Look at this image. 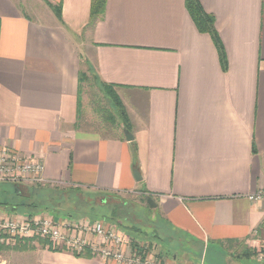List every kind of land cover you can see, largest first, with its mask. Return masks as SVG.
<instances>
[{"label": "crops", "instance_id": "1", "mask_svg": "<svg viewBox=\"0 0 264 264\" xmlns=\"http://www.w3.org/2000/svg\"><path fill=\"white\" fill-rule=\"evenodd\" d=\"M199 2L227 69L186 0H107L95 20L92 0H0V149L40 163L44 185L151 197L173 238L171 249L153 244L151 260L178 264L197 244L205 261L184 264H249L235 252L264 249V200L249 199L264 190V0ZM90 71L114 87L129 132L82 123ZM125 237L121 250L140 252ZM18 242L0 264H118Z\"/></svg>", "mask_w": 264, "mask_h": 264}, {"label": "trees", "instance_id": "2", "mask_svg": "<svg viewBox=\"0 0 264 264\" xmlns=\"http://www.w3.org/2000/svg\"><path fill=\"white\" fill-rule=\"evenodd\" d=\"M107 5V0H92L91 8V18L95 20L101 16ZM186 8L192 17L196 27L201 33L209 34L220 54V59L224 69H227V58L224 51V47L219 38V35L215 29V19L208 15L202 8L199 0H186ZM61 6L55 8V12L58 17H61ZM83 83V80L81 81ZM107 95L113 100L115 107L119 112V116L122 119L124 126L129 132V123L127 120V113L123 107L119 97L114 91V87L105 86ZM84 191L80 188L68 187L60 188L56 186H49L44 184H36L32 186H15L11 184H0V212L6 213L8 215H20L32 219L38 215H49L55 220L73 218L78 219L80 217H74L73 214L64 210L65 199L69 197L71 202L81 208L89 209L93 217H88L86 219L91 221H97L94 218L104 220L108 223H113L116 225L118 230L122 232L125 236L129 237L133 243L134 248H139L142 255H147L151 249H153V244H158L159 242H164V237L161 227L154 226L153 229L145 227L143 225L136 224L133 219H130L126 213L127 202H121L118 195L107 194L106 200H102V203L91 204L88 202H83L79 196L83 195ZM97 195L103 193H96ZM66 196V197H65ZM149 196L144 195V200L147 204V210L151 211L150 205L148 203ZM83 204V205H82ZM80 208V207H79ZM85 213H83V216ZM161 217L158 216V220ZM100 221V220H99ZM19 244L26 242L25 245L18 247V250L29 249L27 245L34 240H18ZM38 241L43 242L47 245L48 240L39 239ZM145 244L140 246V244ZM148 244V245H147ZM7 247L0 245V253L3 252ZM56 250V249H55ZM61 251V250H56ZM261 244L257 247H244V249L236 250L235 258L238 260H252L263 252ZM85 253V252H84ZM84 253L78 254L76 256H83ZM87 253V251H86Z\"/></svg>", "mask_w": 264, "mask_h": 264}, {"label": "built area", "instance_id": "3", "mask_svg": "<svg viewBox=\"0 0 264 264\" xmlns=\"http://www.w3.org/2000/svg\"><path fill=\"white\" fill-rule=\"evenodd\" d=\"M43 166L40 163L22 162L9 150L0 149V184H43ZM249 199L259 203L264 200V190ZM48 240L56 249L73 254L92 251L105 260L118 264H162L157 260L132 250L126 255L121 249L130 248V241L116 227L103 221H65L56 223L46 216L7 217L0 215V245L12 246L18 240ZM129 246V247H128ZM264 250V249H263ZM264 263V251L258 256Z\"/></svg>", "mask_w": 264, "mask_h": 264}, {"label": "rangeland", "instance_id": "4", "mask_svg": "<svg viewBox=\"0 0 264 264\" xmlns=\"http://www.w3.org/2000/svg\"><path fill=\"white\" fill-rule=\"evenodd\" d=\"M116 95L118 96L117 93ZM82 103H83V108H82L81 121L82 123L86 124V127L98 129L100 131H105V132H113L117 129H120L122 125H124L122 119L119 116V112L114 105L113 100L107 95L106 89L102 84H100V82H98L92 71L87 72L84 75V80L82 83ZM107 196H108L107 194L97 195L96 193H92V192L88 193L84 191L83 195L79 197L81 198V200H83V202L84 201L88 203L91 202V204L94 203L99 205L102 203L103 199L106 200L105 198H107ZM118 197L120 198L121 202L122 201L127 202L126 213L128 218L130 219V222L133 219V221L136 224L149 227L150 229H153L154 226H157V227H161L162 230L163 229L168 230L166 223L162 219L158 220L156 209L151 208V211L147 210V204L143 199L144 195L129 193V194L118 195ZM64 202H65L64 210L73 214L74 217H80L74 220H84V219L87 220L86 218L94 216V214H91L88 208L84 210L83 208H81L80 205L77 206L73 204V202H71V199L69 197H66ZM83 213H85L84 214L85 216H83ZM94 219L106 222L98 218H94ZM108 224L112 225L113 227H116V225L113 223H108ZM173 237L175 238L174 235ZM164 239L166 240L165 248L171 249L168 247V245L169 242L173 240V238L168 235L165 236ZM262 245L263 243H261V246ZM211 253L212 251L209 252V255ZM203 254H204V247L196 244L193 246L192 249H190L189 252H183V251L179 252L180 257L178 260V264H184V262L186 261V257L187 259H190L193 262L201 263L202 260L205 261ZM247 263L259 264L258 256L256 257V259L254 258L252 260H248ZM207 264H209V260Z\"/></svg>", "mask_w": 264, "mask_h": 264}, {"label": "water", "instance_id": "5", "mask_svg": "<svg viewBox=\"0 0 264 264\" xmlns=\"http://www.w3.org/2000/svg\"><path fill=\"white\" fill-rule=\"evenodd\" d=\"M127 139H128L129 141H132V140H133V138H132V136H131L130 134H127ZM135 175H136V178H137L138 180L141 179V177H140V175L138 174L137 171H135ZM148 203H149V205H150V208H152V209L156 208V203L154 202V200H153L151 197L148 199Z\"/></svg>", "mask_w": 264, "mask_h": 264}]
</instances>
